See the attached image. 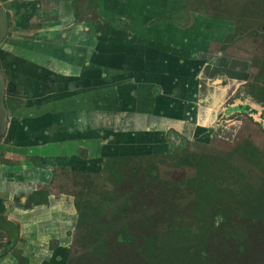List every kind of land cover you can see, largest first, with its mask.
I'll return each instance as SVG.
<instances>
[{"label":"crops","instance_id":"crops-1","mask_svg":"<svg viewBox=\"0 0 264 264\" xmlns=\"http://www.w3.org/2000/svg\"><path fill=\"white\" fill-rule=\"evenodd\" d=\"M3 1L0 67L23 105L0 145L11 160L0 162V249L11 241L0 264H68L78 211L55 181L142 145L169 153L173 123L203 131L220 101L219 59L205 69L213 38L189 26L180 0H82V12L77 0ZM180 9L189 22L159 20ZM43 189L49 201L36 204Z\"/></svg>","mask_w":264,"mask_h":264},{"label":"rangeland","instance_id":"rangeland-1","mask_svg":"<svg viewBox=\"0 0 264 264\" xmlns=\"http://www.w3.org/2000/svg\"><path fill=\"white\" fill-rule=\"evenodd\" d=\"M178 2L181 3L180 8H187L186 10L191 16L189 26L194 24L196 27L197 25L205 33L204 37L211 36L213 38L214 42H209L206 46L210 56L206 57L205 69L208 68V71L214 69L215 59H219V70L224 74L222 76V74L215 73L216 77H213V80L220 85H224V83L227 85L231 81H235V83L249 81L252 85L262 84L264 78V42L262 43L264 30L262 32L261 27L264 24V0H180ZM3 3L4 1L0 0L2 7H4ZM230 23L232 24L230 25ZM209 25L210 28H208ZM211 28L214 29L216 35L211 32ZM7 38L0 43V60L3 59L2 46ZM0 73L3 75L5 83L7 79L2 69H0ZM218 79L222 81H218ZM6 89L5 84V92ZM223 93L225 99L223 102L227 101L222 105V108L231 105L234 101L232 98L228 99L229 91L227 89ZM4 107L7 115L4 117L5 131L1 135L0 142L6 136L9 118L11 113H14L10 112L9 115V110L5 105ZM1 110L0 107V117L2 116ZM187 111L189 112L188 120H193L190 108H187ZM232 113L231 119L225 126L223 124L227 123L225 122L227 117H223L226 119L222 118V129L217 128L215 132H211L209 129L208 133L201 134V136L188 128L182 134L170 129L171 136H168L170 141L175 143V148L171 150L180 156L189 149L190 153L194 152L212 159L226 161L236 167L238 172L245 177L246 181L243 180L242 183L245 181L256 188L263 187V123L253 114L248 116L245 114L234 115L235 111ZM173 126L175 127L176 123H173ZM141 148L134 151L131 149L134 153L128 155L132 157L130 165L139 172L138 178L128 174L127 180L115 185L104 174L95 175L92 179L89 176L72 174L69 175L71 177L69 179L59 178L55 181L54 188L58 192L63 191L62 193L73 196L79 191L86 192L88 190L86 184L92 180L91 187L94 189L92 203L99 201L100 195L105 192L117 193L122 201L127 199L132 202L131 211L127 213V217L123 219L122 223L138 242L136 245L116 243L107 233L105 235L107 243L85 248L77 241V238L81 235L84 236L85 233L83 230L76 229L72 248L68 251V264L72 259L84 256L89 258L90 264H147L148 258L152 256L157 259L169 256L171 258V252L183 245L186 237L192 233H199L201 222L197 219L198 216L194 211L190 209L192 202H195L193 191L187 190L185 186L182 190L175 189L178 198L170 204L167 201L166 193L162 192L166 190L164 188L166 184H174L179 180L194 177L196 169L183 162L179 164L167 153L156 152L157 150L152 146L142 145ZM182 148H186V151L184 152ZM122 150L127 152L125 147ZM141 152L145 155L133 158V155H138ZM148 164L157 166V171L154 174L160 180L159 183L144 179V170ZM60 185L61 187L64 185L65 188L59 189ZM135 185L139 187L133 189ZM122 197L124 198L122 199ZM260 233L263 234V229L260 230ZM262 240L263 238L256 239L247 253L252 258L248 257L249 260L256 261V264L260 263L262 255H264ZM222 256L217 255L224 263H230L229 255ZM239 264L245 263L240 262Z\"/></svg>","mask_w":264,"mask_h":264},{"label":"trees","instance_id":"trees-1","mask_svg":"<svg viewBox=\"0 0 264 264\" xmlns=\"http://www.w3.org/2000/svg\"><path fill=\"white\" fill-rule=\"evenodd\" d=\"M83 11L82 0H77ZM77 4V3H76ZM188 13L184 9L173 11L170 15L164 16L162 21H178L183 16L185 22H189ZM9 97V105L14 107V100ZM142 149V148H141ZM184 152L186 148H182ZM188 149V148H187ZM189 150V149H188ZM182 155L171 152V159L193 166L196 169L194 177L182 179L176 183L164 185L166 188L167 201L173 203L176 200L175 189L183 186L195 194V202L190 207L197 215L200 223L198 234H190L185 238L183 245L172 251V257L148 258L147 264H226L218 256L229 255L227 264H256L249 252L255 240L263 238L261 245L264 249V178L263 187H254L245 183V177L238 172L236 167L220 159H212L206 155H199L188 152ZM145 155L139 153L133 156ZM132 157L128 155L109 156L103 162V173L108 176L115 185L127 180L126 176L138 178L139 172L131 166ZM9 163V161H6ZM177 164V163H176ZM177 164V165H179ZM157 171L155 164H148L144 170V179L159 183L160 180L154 174ZM81 175L94 178L97 173H84ZM244 183H242V181ZM88 181V190L79 191L75 194V204L79 214L76 229L83 230L77 241L85 248L97 244H105L108 241L105 235L108 233L116 243L125 245H136V239L129 234L127 227L122 223L131 211L130 200H121L117 193L105 192L99 197V201L93 202L94 189ZM188 183V184H186ZM136 186L133 189H137ZM36 204L48 203L49 192L45 189L33 193ZM124 197H122L123 199ZM96 201V200H95ZM122 216V217H120ZM121 219V220H120ZM263 229V234L260 230ZM9 251V250H7ZM3 253L0 254V258ZM249 257V258H248ZM223 258V256H222ZM240 259H242L240 261ZM72 264H90L87 256L79 259H72ZM69 263V264H70ZM264 264V255L260 263Z\"/></svg>","mask_w":264,"mask_h":264},{"label":"flooded vegetation","instance_id":"flooded-vegetation-1","mask_svg":"<svg viewBox=\"0 0 264 264\" xmlns=\"http://www.w3.org/2000/svg\"><path fill=\"white\" fill-rule=\"evenodd\" d=\"M6 13H7V11H6ZM7 17H8V32L6 34V37H4V39L7 38L8 35H9V27H10V19H11L10 18L11 16H10L9 13H7ZM224 20L227 21L226 19H224ZM233 23H234V25H236L235 22H233ZM261 30L263 32L264 24L261 27ZM215 35H216V33H215ZM263 42H264V33H263V38H262V43ZM217 63H218L217 69H219V67H220L219 66V61H217ZM0 69H1V67H0ZM218 74H222V76H224V74L222 72H220ZM223 79L225 80V78H223ZM218 81H222V80L218 79ZM227 83H228V81H227ZM229 83L232 84V85H230ZM229 83L227 85H225V83H224V85H220L218 83V86L221 87L222 90L223 89H225V90L227 89L229 91L228 99L232 98L234 100L232 102V104L231 105H227L226 107L222 108V105L225 104V102L227 100L223 102V100H225L224 99V93H223L224 91L221 90L220 94L218 95L219 98H220L219 105L215 109L216 110L215 113L214 112H210L208 114L206 109H205L204 111H206V112H205V115H203V120L201 122V123L205 124V126L202 127L204 129H203V131H198V132H193V133L200 134V136H201V134L208 133L207 131L209 129H210L211 132L217 131V128H221L222 129L223 125L225 126L226 124H228V121L231 119V115L233 114L232 111H235L234 115H239V114H243L244 115L245 114V115L249 116V115L253 114L255 117H258V119H259V121L261 123H263V128H264V78L262 80V84H259V85H252L249 81H243L241 83H235V81H231ZM5 84L7 86V82H5ZM7 90L8 89H6L5 96H4V105L9 110L8 113L10 115V112L17 111L23 105V100L19 96H13L10 93L8 94ZM9 97H12L11 100H14V102H13L14 107L11 105V102H10V105H9V103H8ZM237 99H238V101H237ZM223 117H227V120L225 121L227 123L221 125V120L226 119V118H223ZM170 129H173L178 134L180 133L174 127H171V128H169V130L166 133L169 136H171L170 135ZM156 133L158 134L159 132H153V133L150 132L149 135L150 136H154ZM140 136L141 137H145V135H143V134H140ZM1 143H2V141L0 142V145H1ZM174 144L175 143L173 141V147L175 148ZM143 148H145V147H143ZM171 152H169L167 154L170 155ZM133 156H135V155H133ZM108 157H106L105 159H107ZM104 160H103V162H104ZM6 161H9V163H11V160L4 158V154L0 153V162L8 163ZM103 162L98 163V165H95L93 168H91L88 171H85V172L84 171H78V172H75L73 174L81 175V173L84 172V173H90V175L92 173H97L98 175H100V174L103 175L104 174L103 173ZM104 175H106V174H104ZM82 176H85V175H82ZM86 185H88V182H87ZM78 217H79V214H78ZM5 218L6 217L3 214H0V220L5 219ZM0 225H2V222H0ZM1 228H2V226H0V229ZM1 234H5V233L2 232ZM10 243H11L10 240H8L5 243L3 242V247L1 249H4V251H0V254H2V253L4 254L5 252L7 253V252L10 251V245H11ZM7 250H9V251H7Z\"/></svg>","mask_w":264,"mask_h":264},{"label":"water","instance_id":"water-1","mask_svg":"<svg viewBox=\"0 0 264 264\" xmlns=\"http://www.w3.org/2000/svg\"><path fill=\"white\" fill-rule=\"evenodd\" d=\"M7 32H8V17L6 10L0 4V42L4 39ZM4 96H5V83H4L3 75L0 73V107L2 108L1 110L2 116L0 117V138L2 133L5 131L4 117L7 115L3 103Z\"/></svg>","mask_w":264,"mask_h":264}]
</instances>
